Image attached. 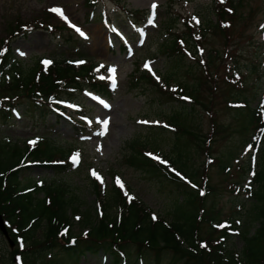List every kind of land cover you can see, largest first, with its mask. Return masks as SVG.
Listing matches in <instances>:
<instances>
[{
  "label": "rangeland",
  "instance_id": "1",
  "mask_svg": "<svg viewBox=\"0 0 264 264\" xmlns=\"http://www.w3.org/2000/svg\"><path fill=\"white\" fill-rule=\"evenodd\" d=\"M124 1L121 0L120 4L126 10L157 8L155 14L141 24L137 33L129 31L130 26L119 8L118 12L108 15V20L113 23L115 30L130 47L127 55L121 52L120 42L115 43L114 48L111 49L109 41L112 35L99 21V16L96 17L98 20L95 22L86 21V0H0V38L7 37V33L15 27L14 21L44 22L46 9L59 12L69 31V34L63 32L55 35L35 31L27 37L14 39L11 48L17 53L15 65L17 74L20 71L26 73L38 59L50 60L60 56L75 62L87 61L105 67L103 78L116 82L117 94L112 100L102 102V105L94 101V96L76 97L75 100L84 104L85 109L80 111L69 109L68 113L82 118L87 124L83 133L76 134L78 131L67 119L59 118L54 121L52 118H47L43 121L35 113L25 115L22 110L19 120H11L6 125H0V144L10 141L20 148L35 137L41 136L52 140L55 147L65 151L76 149L75 167L62 175L37 168L24 169L19 175L21 184L52 180L62 185L68 194L73 193L77 196L78 201L75 206L79 207V212L75 216L72 215L70 228L74 234L87 232L88 227H84L81 223L82 216L95 207V202L99 200L95 199L91 181V176L96 177V172L99 173V180L106 196L110 186L114 184L113 175H117L124 189L128 190V194L150 210L154 217L161 218L168 224L172 221L165 215L169 202L172 205L171 199L166 194L160 193L159 187L157 185L155 187L149 179L140 174L139 170L129 166L127 162L129 155L124 146L132 140L147 138L150 145L155 141L158 155L169 156L175 134L169 130H162L161 133L151 131L152 129L149 128L152 127L149 126L167 121L165 120L167 116L175 111L181 112L180 104L165 99L164 95H158V90L151 85L143 90L144 94L141 89L132 88L130 79L133 73L131 72L136 67L135 62H138L141 64V69L156 72L162 80L165 78L171 63L167 56L158 51V47L161 40L170 37L168 30L165 29L166 18L173 21V28L179 33L185 30L179 16H191L196 24L203 23L208 26L214 25L216 21V15L212 9L213 0H156L158 3L155 4L145 1ZM232 2L237 5L238 0H232ZM104 5L106 12L115 10L116 7L112 1L108 0ZM263 6L264 0H243L242 8L236 10L233 29L223 36L219 33L206 32L205 40L202 41L206 54L209 53V56L212 54L211 59H216L215 63L224 47H228L230 53L236 51L235 69L242 74L244 86L242 90L238 91L223 81V76L227 74L223 65L216 66L208 63L206 67L205 65L197 66L190 59H185L186 67L181 66L174 71L172 79L173 83L180 84L181 87L201 83V89L197 88L201 96L198 100L202 101L207 109L200 107L196 100L195 105L187 107L188 117L184 124L189 131L200 138H204V135L214 136L210 155L215 158V165L212 164L207 172L213 193L204 202L206 211L203 217L209 213V209H212L218 221L236 226L232 228L225 242L226 249L232 251L236 257L241 254L243 247L241 237L238 235L245 231L246 223L250 222L251 218L249 209L254 198L250 193L257 188V184L253 182L252 190L247 193H241V191L236 193L230 186L234 183L240 184V187L248 186L244 182L248 178L247 172L238 167L242 166L246 169L249 161L250 150L243 144L247 142L250 133H248L249 130L248 134L244 133L243 128L250 111L230 109L227 105L230 101L246 99L249 102L248 108L253 109L257 106L260 95L264 93V69L261 68V62L264 61V55H261L264 51ZM100 7L95 8L96 14H99ZM239 13L242 14L243 20L239 19ZM243 23L245 27L241 28ZM215 52H219L220 55L215 56ZM253 67L259 71L260 78L251 71ZM242 69L248 72H243ZM138 70L140 71V68ZM9 74L13 75V73ZM210 75L213 77L211 82L205 78ZM209 109L210 118L206 116V110ZM213 122L215 132L211 134L214 131ZM184 140L187 142L184 137L180 143L185 142ZM194 144L190 143L188 150L192 156L193 166L199 168L205 156L201 154V151H197ZM54 159L59 157L56 156ZM220 163L228 167V172L221 169ZM42 196V192L34 195L35 199ZM103 201L106 202L105 197ZM70 211L71 209L68 212ZM106 213L114 216L116 210L111 208ZM92 215L95 216V213ZM201 226L200 234L204 238L206 235H203L210 229L207 224H201ZM249 227L252 234L257 228V223H252ZM219 234L215 232L213 236L217 237ZM38 235L40 232L37 231L36 236ZM9 241L0 223V264H17L10 258L9 253L13 248ZM80 264H101V258H82Z\"/></svg>",
  "mask_w": 264,
  "mask_h": 264
},
{
  "label": "trees",
  "instance_id": "2",
  "mask_svg": "<svg viewBox=\"0 0 264 264\" xmlns=\"http://www.w3.org/2000/svg\"><path fill=\"white\" fill-rule=\"evenodd\" d=\"M230 5L228 7L234 11L233 15H235L236 10L242 8L243 0H238L237 5L230 0ZM218 14L219 21H224L225 13L219 12ZM239 19H244L241 13H239ZM95 20L98 19L95 18ZM43 21L41 23L43 26L45 22H49L47 15L43 17ZM47 25L50 24L47 23ZM166 25L165 29L168 30L170 37L161 40L158 51L167 56L171 63L168 71L172 73L166 71L165 76V82L169 85L174 77V71L181 66L186 67L184 64L186 56L179 48L177 39H184L187 48H189L190 39L186 40L185 35L172 33L171 29L174 25L170 18H166ZM184 26L186 28L187 24L185 23ZM12 30L17 34L15 27ZM12 59L14 60L13 54L6 46L0 52V70L6 68ZM36 69L37 66L34 64L30 71L21 75V79L15 80L11 77L8 84L0 82V98L7 99L5 102L0 99V122H4L5 118L10 119L12 111L18 109H21L25 115L35 113L45 121L51 112L44 103H48L49 98L54 97L51 94L62 93V96H56L57 100L71 101L84 89H91L107 96L102 83L83 82V80L90 82L88 76L90 69L86 66L74 71L71 67L62 66L59 63L51 66L46 73L38 74L35 82L32 73ZM135 73H139L138 70H135ZM55 81L60 83H55ZM62 83L75 90H61ZM149 85L159 91L158 95H164L169 101H176L162 93L158 84L145 73L133 75L130 79V86L134 89H141L142 94ZM199 85L200 83H197L195 86L186 85L184 87L189 97L197 102L200 98L197 89ZM179 103L181 112L175 111L167 117L171 126L176 129L169 160L178 171L191 181H195L200 174V169L192 164V156L188 150L190 141L186 139V136L194 137L195 143L199 141V138L184 124L188 117L187 107L182 102ZM199 103L205 108L203 103ZM253 111L247 118L245 126L253 125L252 121L255 120ZM256 120L259 121L258 118ZM149 129L158 133L162 131ZM184 137L187 142L184 140L185 142L180 143ZM150 144L147 138H139L126 143L124 149L128 151L129 166L139 170L140 174L149 179L155 187L156 185L159 187L160 193L166 194L171 199L172 205L169 202L165 214L172 219L169 226H165L162 220L153 222L148 212L139 203L126 204L113 186L107 191L106 202H102L100 191L93 183L95 199H99V203L105 209L100 218L96 217L95 207L83 214L81 223L84 227H88V232L84 236L74 234L70 229L72 214L79 212V207L75 206L78 201L75 194H68L62 185L55 182L45 183V186L40 188L33 182L24 185L19 181L21 171L29 170V168L41 169L56 175L64 174L67 169L63 166L52 165V161L57 154L62 158L65 157L69 150L65 151L55 147L54 143L47 141L37 149L30 150L31 159L40 166L13 170L17 166L18 159L24 154L25 148L0 145V175L3 177V174L8 172L3 178L0 177V216L6 225V228L3 227L4 234L13 248L9 253L10 258L17 253L15 241L18 239L26 245V251L20 253L22 264H80L82 258L89 257L95 259L100 257L101 264H264V140L255 179L257 188L254 191V202L249 209L251 218L240 236L243 247L241 254L237 257L232 254V251L225 249L226 236L217 244H210L205 240L208 243L207 249L200 245V241H203L200 234L201 224L204 221L203 215L200 216V211L204 209L205 198H199L197 191L188 188L173 176L161 172L157 165L143 156L140 148L158 149L155 141L152 145ZM200 148H202L201 145ZM221 167H223L222 164ZM26 188L33 189L32 193L23 194L21 191ZM38 192H42L43 196L35 199L33 195ZM111 208L116 210L114 216L106 213ZM69 209H71L70 213ZM92 213H95V216ZM199 218L202 219L201 222L198 221ZM211 220L214 221V217L209 216L208 221ZM252 223H257V228L251 234L249 226ZM66 227H70L68 231ZM37 231L40 232L38 236H36ZM212 234L211 229L207 230L206 236L210 241L213 240ZM46 253L49 256L47 260H45Z\"/></svg>",
  "mask_w": 264,
  "mask_h": 264
},
{
  "label": "bare ground",
  "instance_id": "3",
  "mask_svg": "<svg viewBox=\"0 0 264 264\" xmlns=\"http://www.w3.org/2000/svg\"><path fill=\"white\" fill-rule=\"evenodd\" d=\"M133 1V0H132ZM156 0H145V2L149 3V2H155ZM137 2V1H134Z\"/></svg>",
  "mask_w": 264,
  "mask_h": 264
}]
</instances>
